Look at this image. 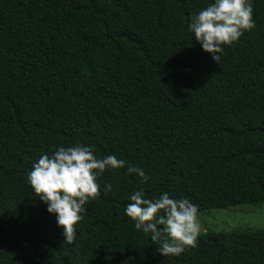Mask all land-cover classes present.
Masks as SVG:
<instances>
[{"label":"trees","instance_id":"trees-1","mask_svg":"<svg viewBox=\"0 0 264 264\" xmlns=\"http://www.w3.org/2000/svg\"><path fill=\"white\" fill-rule=\"evenodd\" d=\"M209 2L0 0V264H264L263 228L199 234L164 257L124 214L139 189L198 213L264 203V0L218 64L186 30ZM76 143L149 180L106 170L64 244L26 177Z\"/></svg>","mask_w":264,"mask_h":264},{"label":"clouds","instance_id":"clouds-1","mask_svg":"<svg viewBox=\"0 0 264 264\" xmlns=\"http://www.w3.org/2000/svg\"><path fill=\"white\" fill-rule=\"evenodd\" d=\"M252 14V0H210L190 16L186 30L218 64L225 47L255 27ZM95 152L94 145H57L51 155H41L27 172V184L34 197L46 206L47 213L54 214L64 244L76 239L78 222L87 213L85 205L100 194L97 178L106 170L125 168L143 182L149 180L142 168L117 159L114 154L98 157ZM111 190V184L103 185L105 194ZM128 200L125 216L136 230L150 234L154 244L159 242L160 255L178 257L196 247L201 232L197 204L185 197L171 198L167 192L158 198H146L144 189L134 191Z\"/></svg>","mask_w":264,"mask_h":264},{"label":"rangeland","instance_id":"rangeland-1","mask_svg":"<svg viewBox=\"0 0 264 264\" xmlns=\"http://www.w3.org/2000/svg\"><path fill=\"white\" fill-rule=\"evenodd\" d=\"M198 218L201 224L200 234L247 227L264 229V203L257 206L244 205L212 209L205 213H198Z\"/></svg>","mask_w":264,"mask_h":264}]
</instances>
